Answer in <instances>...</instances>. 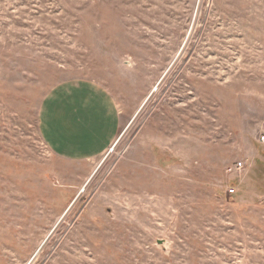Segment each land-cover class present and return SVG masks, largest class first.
<instances>
[{
  "label": "rangeland",
  "instance_id": "374dc122",
  "mask_svg": "<svg viewBox=\"0 0 264 264\" xmlns=\"http://www.w3.org/2000/svg\"><path fill=\"white\" fill-rule=\"evenodd\" d=\"M82 81L122 126L70 161L40 115ZM0 264H264V0H0Z\"/></svg>",
  "mask_w": 264,
  "mask_h": 264
},
{
  "label": "crops",
  "instance_id": "0c3cea01",
  "mask_svg": "<svg viewBox=\"0 0 264 264\" xmlns=\"http://www.w3.org/2000/svg\"><path fill=\"white\" fill-rule=\"evenodd\" d=\"M47 146L70 161H93L114 146L122 120L117 102L99 84H63L45 99L40 115Z\"/></svg>",
  "mask_w": 264,
  "mask_h": 264
},
{
  "label": "built area",
  "instance_id": "2783aa9c",
  "mask_svg": "<svg viewBox=\"0 0 264 264\" xmlns=\"http://www.w3.org/2000/svg\"><path fill=\"white\" fill-rule=\"evenodd\" d=\"M235 169H236V170H239V171L242 170V169H243V163H238ZM229 193H230V194H234V193H235V189L231 188V189L229 190Z\"/></svg>",
  "mask_w": 264,
  "mask_h": 264
},
{
  "label": "water",
  "instance_id": "95a60500",
  "mask_svg": "<svg viewBox=\"0 0 264 264\" xmlns=\"http://www.w3.org/2000/svg\"><path fill=\"white\" fill-rule=\"evenodd\" d=\"M43 245H44V244H43ZM42 247H43V246H42ZM42 247H41V248H42Z\"/></svg>",
  "mask_w": 264,
  "mask_h": 264
},
{
  "label": "bare ground",
  "instance_id": "6f19581e",
  "mask_svg": "<svg viewBox=\"0 0 264 264\" xmlns=\"http://www.w3.org/2000/svg\"><path fill=\"white\" fill-rule=\"evenodd\" d=\"M113 148V147H112Z\"/></svg>",
  "mask_w": 264,
  "mask_h": 264
}]
</instances>
